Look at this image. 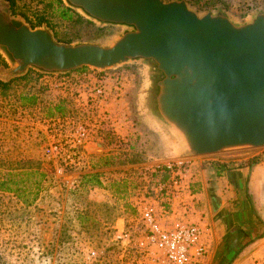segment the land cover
Returning a JSON list of instances; mask_svg holds the SVG:
<instances>
[{
    "label": "rangeland",
    "instance_id": "1",
    "mask_svg": "<svg viewBox=\"0 0 264 264\" xmlns=\"http://www.w3.org/2000/svg\"><path fill=\"white\" fill-rule=\"evenodd\" d=\"M13 1L14 15L33 27L46 24L59 41L104 34L63 0ZM186 1L199 13L223 8L236 19L264 8V0ZM0 66H7L1 54ZM122 68V89L105 78L108 100L96 107L87 94L97 78L83 75L94 71L88 68L65 75L30 70L0 86V264H144L140 206L168 179L165 165L181 158L141 115L143 76ZM78 125L85 135L71 143ZM94 142L102 152L90 148ZM53 143L62 152L46 155ZM93 172L99 184L85 181ZM122 231L128 239L116 238Z\"/></svg>",
    "mask_w": 264,
    "mask_h": 264
},
{
    "label": "water",
    "instance_id": "2",
    "mask_svg": "<svg viewBox=\"0 0 264 264\" xmlns=\"http://www.w3.org/2000/svg\"><path fill=\"white\" fill-rule=\"evenodd\" d=\"M104 29L91 40L59 41L0 0V81L30 70L65 75L134 67L143 76L142 117L176 158L264 147V8L243 19L199 13L186 0H63ZM102 152L98 142L90 144ZM216 199L212 200L213 206Z\"/></svg>",
    "mask_w": 264,
    "mask_h": 264
},
{
    "label": "crops",
    "instance_id": "3",
    "mask_svg": "<svg viewBox=\"0 0 264 264\" xmlns=\"http://www.w3.org/2000/svg\"><path fill=\"white\" fill-rule=\"evenodd\" d=\"M187 165L176 191L147 199L158 220L203 228L206 252L199 264H264V147L199 156Z\"/></svg>",
    "mask_w": 264,
    "mask_h": 264
},
{
    "label": "built area",
    "instance_id": "4",
    "mask_svg": "<svg viewBox=\"0 0 264 264\" xmlns=\"http://www.w3.org/2000/svg\"><path fill=\"white\" fill-rule=\"evenodd\" d=\"M85 73H83L84 76L89 77L94 74L97 78L95 85H92V88L89 87L90 93L87 94L89 102L96 107L108 100L107 89L103 83L105 78L113 80L114 89L118 92L122 89L128 70L121 67L108 72ZM64 82L66 84L71 81L68 79ZM77 95L79 96L80 93ZM83 135H85V131L81 125H78L70 142L81 143ZM61 152L62 146L57 143L45 148V153L49 156H56ZM187 159L181 158L165 165V169L169 173L168 179L157 182L155 193L174 192L180 187L181 174L185 172L188 166ZM140 220L144 225V232L138 239V247L141 256L144 258V264H199L206 252L203 239L204 230L199 224L186 223L167 227L158 220L155 205L150 201H146L140 206ZM116 238L128 239L129 235L122 231L116 234Z\"/></svg>",
    "mask_w": 264,
    "mask_h": 264
},
{
    "label": "trees",
    "instance_id": "5",
    "mask_svg": "<svg viewBox=\"0 0 264 264\" xmlns=\"http://www.w3.org/2000/svg\"><path fill=\"white\" fill-rule=\"evenodd\" d=\"M9 1L11 3V9L13 10L14 1L13 0H9ZM66 10H69V9L67 8ZM0 86L6 87L7 83H3L0 81ZM56 110H60V108L57 107ZM84 178H85L86 182H89L91 184H99V173L98 172L86 174ZM3 186H4V183L2 181H0V189L3 188ZM6 189L10 190L11 188H6Z\"/></svg>",
    "mask_w": 264,
    "mask_h": 264
}]
</instances>
